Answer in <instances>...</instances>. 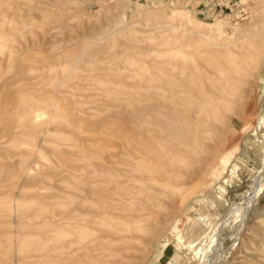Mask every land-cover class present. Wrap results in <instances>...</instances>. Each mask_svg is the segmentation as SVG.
Listing matches in <instances>:
<instances>
[{
	"label": "rangeland",
	"instance_id": "obj_1",
	"mask_svg": "<svg viewBox=\"0 0 264 264\" xmlns=\"http://www.w3.org/2000/svg\"><path fill=\"white\" fill-rule=\"evenodd\" d=\"M81 1L0 0V264H264V0Z\"/></svg>",
	"mask_w": 264,
	"mask_h": 264
},
{
	"label": "bare ground",
	"instance_id": "obj_2",
	"mask_svg": "<svg viewBox=\"0 0 264 264\" xmlns=\"http://www.w3.org/2000/svg\"><path fill=\"white\" fill-rule=\"evenodd\" d=\"M206 39H207V38H206ZM241 40H242V39H241ZM239 42H240V40H239ZM227 45H228V44H227ZM230 45H232V44H230ZM211 47H212V46H211ZM213 48H215V47H213ZM217 49H219V48H217ZM221 49H222V48H221ZM221 49H220V50H221ZM220 50H216V51H220ZM248 60H249V62L251 61L250 58H249ZM234 72H237L236 69L234 70ZM90 194H91V193H90ZM102 200H103V199H102ZM102 200H101V201H102ZM10 202H11V201H10ZM11 203H12V202H11ZM15 204H16V203H15ZM11 205H12V204H11ZM7 208H11V207H7ZM59 220H60V219H59ZM61 221H62V220H61ZM204 227H206V226H204ZM53 228H54V227H53ZM55 228H56V227H55ZM69 246H70V245H69ZM57 252H58V251H57Z\"/></svg>",
	"mask_w": 264,
	"mask_h": 264
},
{
	"label": "crops",
	"instance_id": "obj_3",
	"mask_svg": "<svg viewBox=\"0 0 264 264\" xmlns=\"http://www.w3.org/2000/svg\"><path fill=\"white\" fill-rule=\"evenodd\" d=\"M93 1H94V0H90L91 3H93ZM141 1H143V0H136L135 3H137V2H141ZM81 2H82L83 5L86 3V1H84V0H82ZM88 3H89V2H88Z\"/></svg>",
	"mask_w": 264,
	"mask_h": 264
}]
</instances>
